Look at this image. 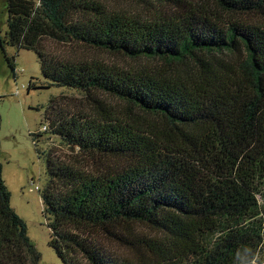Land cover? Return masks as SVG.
I'll return each mask as SVG.
<instances>
[{"label":"trees","instance_id":"1","mask_svg":"<svg viewBox=\"0 0 264 264\" xmlns=\"http://www.w3.org/2000/svg\"><path fill=\"white\" fill-rule=\"evenodd\" d=\"M131 1L143 12L7 1L1 48L83 95L44 116L63 146L46 153L50 247L63 264H264V0ZM41 260L0 161V264Z\"/></svg>","mask_w":264,"mask_h":264},{"label":"rangeland","instance_id":"2","mask_svg":"<svg viewBox=\"0 0 264 264\" xmlns=\"http://www.w3.org/2000/svg\"><path fill=\"white\" fill-rule=\"evenodd\" d=\"M7 1L0 0V40L5 39L8 31ZM116 3L138 14L143 12V7L131 0H117ZM46 44L48 49L53 45L59 52L69 50L53 42ZM79 53L84 52L79 50ZM96 55L120 61L106 53ZM9 59L14 62V70ZM30 83L36 88L29 89ZM50 84L42 75L40 60L34 51L0 46V161L11 192V205L27 224L29 237L42 256L40 264H63L49 244L51 236L42 200L48 178L46 153L49 148L63 146L58 138L49 137L44 131V116L53 97L66 95L78 99L75 100L77 105L83 95ZM65 153L69 154L66 148Z\"/></svg>","mask_w":264,"mask_h":264},{"label":"built area","instance_id":"3","mask_svg":"<svg viewBox=\"0 0 264 264\" xmlns=\"http://www.w3.org/2000/svg\"><path fill=\"white\" fill-rule=\"evenodd\" d=\"M46 129V127H44V130Z\"/></svg>","mask_w":264,"mask_h":264}]
</instances>
